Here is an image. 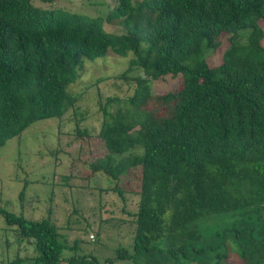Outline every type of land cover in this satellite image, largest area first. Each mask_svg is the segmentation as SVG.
Here are the masks:
<instances>
[{
  "label": "trees",
  "instance_id": "16d2710c",
  "mask_svg": "<svg viewBox=\"0 0 264 264\" xmlns=\"http://www.w3.org/2000/svg\"><path fill=\"white\" fill-rule=\"evenodd\" d=\"M39 1L0 0V147L70 106V135L88 136L69 85L86 60L130 53L127 69L144 76L118 75L131 94L98 101L104 152L87 166L109 181L94 187L112 191L111 204H133L124 210L131 249L102 261L63 257L71 246L49 215L28 219L0 205V264H264V0H114L104 18ZM165 77L178 82L151 93V80ZM130 175L131 188L117 185Z\"/></svg>",
  "mask_w": 264,
  "mask_h": 264
},
{
  "label": "rangeland",
  "instance_id": "374dc122",
  "mask_svg": "<svg viewBox=\"0 0 264 264\" xmlns=\"http://www.w3.org/2000/svg\"><path fill=\"white\" fill-rule=\"evenodd\" d=\"M113 3L114 0H40L36 4L42 8L57 7L104 18ZM102 27L113 34L123 32L119 25L112 22L103 21ZM226 46V35H223L221 46L209 54L207 64L211 66L219 63L220 53ZM130 57V53L118 56L107 52L92 62L86 60L78 78L69 85L71 94L80 96L75 105L86 110L85 117L78 125L87 128L88 136L76 139L70 135L69 130L74 125L70 106L59 119L37 121L0 147V205L15 213L22 211L28 219L49 215L59 228V234L71 246L63 250V257L92 254L98 261H102L105 257L114 256L117 247L129 251L131 249L133 225L130 222L131 215L124 210L131 211L133 204L127 208L120 203L111 204L113 192L94 187L97 185L104 188L109 181L100 180V176L91 173L87 166L94 156L104 152L96 136L101 121L98 101L103 102L108 96H121L123 90L122 96L131 94V89L125 88L117 79L118 75L126 72L128 76H144L139 68L131 66L127 69ZM97 77L101 80L96 82ZM177 82L178 78L172 77L151 80L149 90L151 93H162L173 88ZM117 105L114 102L109 110L116 109ZM24 181L26 187L22 202L19 203L17 193ZM130 182L134 185L131 175L128 178L121 176L117 185L123 189L128 185L131 188ZM2 224L0 218V228ZM1 233L0 230V236ZM24 244L25 241H21L18 248ZM22 254L31 257V247L26 248ZM5 255L9 254L3 251L2 256ZM113 264L131 262L114 260ZM226 264H239V261L232 257Z\"/></svg>",
  "mask_w": 264,
  "mask_h": 264
}]
</instances>
